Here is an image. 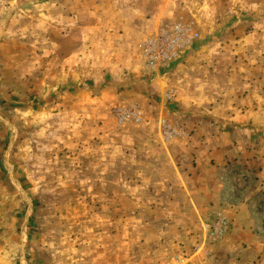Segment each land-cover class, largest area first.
<instances>
[{"label":"rangeland","instance_id":"374dc122","mask_svg":"<svg viewBox=\"0 0 264 264\" xmlns=\"http://www.w3.org/2000/svg\"><path fill=\"white\" fill-rule=\"evenodd\" d=\"M263 97L264 0H0V264H119L95 184L142 138L264 141ZM256 180L228 166L222 206Z\"/></svg>","mask_w":264,"mask_h":264},{"label":"crops","instance_id":"0c3cea01","mask_svg":"<svg viewBox=\"0 0 264 264\" xmlns=\"http://www.w3.org/2000/svg\"><path fill=\"white\" fill-rule=\"evenodd\" d=\"M139 142L133 169L120 158L118 173L106 174L95 184L118 194L120 228L110 239L118 242L119 264H264V233L253 199L264 193V149L258 146L263 140L231 131L165 143L146 137ZM228 166L257 180L250 199L222 206ZM219 209L232 225L230 232L207 251L195 252L208 220Z\"/></svg>","mask_w":264,"mask_h":264},{"label":"built area","instance_id":"2783aa9c","mask_svg":"<svg viewBox=\"0 0 264 264\" xmlns=\"http://www.w3.org/2000/svg\"><path fill=\"white\" fill-rule=\"evenodd\" d=\"M148 62L150 65H153L154 59L150 58ZM208 229H209V235H208L209 240L211 242H215L223 238L226 234L230 232L231 223H229L226 218L220 215H216L209 223Z\"/></svg>","mask_w":264,"mask_h":264}]
</instances>
